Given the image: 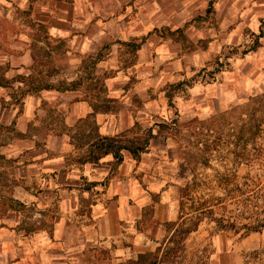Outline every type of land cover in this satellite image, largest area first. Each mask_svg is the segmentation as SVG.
Instances as JSON below:
<instances>
[{
    "label": "crops",
    "instance_id": "1",
    "mask_svg": "<svg viewBox=\"0 0 264 264\" xmlns=\"http://www.w3.org/2000/svg\"><path fill=\"white\" fill-rule=\"evenodd\" d=\"M10 1L31 17L0 46V264H179L175 122L264 92V0ZM210 242L264 264V230Z\"/></svg>",
    "mask_w": 264,
    "mask_h": 264
},
{
    "label": "rangeland",
    "instance_id": "2",
    "mask_svg": "<svg viewBox=\"0 0 264 264\" xmlns=\"http://www.w3.org/2000/svg\"><path fill=\"white\" fill-rule=\"evenodd\" d=\"M20 11L16 2L0 0V46L27 34L31 15ZM191 122L187 128L175 122L170 154L182 219L166 257L179 264H207L214 235L239 240L264 230V92ZM194 226L197 232L181 239L180 231Z\"/></svg>",
    "mask_w": 264,
    "mask_h": 264
},
{
    "label": "trees",
    "instance_id": "3",
    "mask_svg": "<svg viewBox=\"0 0 264 264\" xmlns=\"http://www.w3.org/2000/svg\"><path fill=\"white\" fill-rule=\"evenodd\" d=\"M143 148H144V145L138 144L137 147L132 152L134 153L135 156H137L138 153H139V150H142ZM196 229H197V226H194V227H189V228H187V229H185L183 231H180L182 233V236H183L181 239L185 238V234H188V233H190V232H192V231H194ZM166 258L167 257H164V259H166ZM155 262H156V260L152 261V263H155ZM138 263H140V262L138 261Z\"/></svg>",
    "mask_w": 264,
    "mask_h": 264
}]
</instances>
